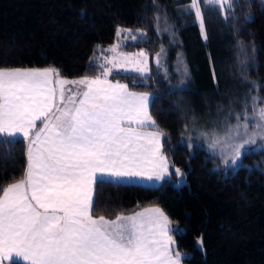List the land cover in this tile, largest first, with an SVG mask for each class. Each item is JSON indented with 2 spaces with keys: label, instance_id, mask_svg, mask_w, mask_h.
<instances>
[{
  "label": "snow or ice",
  "instance_id": "1",
  "mask_svg": "<svg viewBox=\"0 0 264 264\" xmlns=\"http://www.w3.org/2000/svg\"><path fill=\"white\" fill-rule=\"evenodd\" d=\"M202 2L218 7L225 19L236 18L229 11L233 0ZM182 11L195 13L201 36L207 40L201 0H190ZM160 20L158 14L157 26ZM163 20L167 25V15ZM146 35L142 29L135 34L131 29H117V36L124 40ZM238 47L240 54H246L243 42ZM120 48L117 42L102 49L112 55L89 62L90 68L96 63L100 71L75 79L64 77L54 65L0 66V144L14 146L22 137L27 161L22 177L0 187V264H182L184 254L161 208H143L114 218L94 215L98 185L164 181L174 167L165 151L167 133L150 113L154 94L132 92L127 84L109 79L113 69L127 71L129 66L146 74L148 52L128 54ZM164 52L161 45L154 57L158 67ZM246 70L243 66L241 74ZM182 76H188L186 66ZM243 79L247 81L246 76ZM244 104L234 122L228 110L222 129L214 125L211 130H199L209 149H218L233 169L244 167L242 160L250 146L257 141L264 146V98L252 97L251 112L247 99ZM194 120L181 133L190 148ZM174 174L185 175L178 167Z\"/></svg>",
  "mask_w": 264,
  "mask_h": 264
},
{
  "label": "trees",
  "instance_id": "2",
  "mask_svg": "<svg viewBox=\"0 0 264 264\" xmlns=\"http://www.w3.org/2000/svg\"><path fill=\"white\" fill-rule=\"evenodd\" d=\"M189 3L0 0V66L54 65L67 78L93 76L100 69L96 63L90 68V59L107 53L102 49L114 42L117 28L131 29L133 34L136 29L144 30L146 37L124 40L120 50H146L148 74L113 70L109 78L127 84L129 90L154 94L150 113L167 133L166 155L185 173L184 179L176 182L171 172L169 179L153 186L129 182L98 185L94 215L114 218L158 206L170 218L173 238L184 254L182 264H264V154L247 153L244 167L223 169L214 156L197 146L189 150L180 140L193 118L203 123L207 112L233 97L232 81L242 86L246 76L248 90L253 81L264 86V0H233L229 11L235 19H225L219 10L204 12L207 40L201 36L195 16L180 11ZM158 11L167 15L176 38L174 48L185 57V88L169 89L150 61L165 39L157 32ZM238 42L246 46V54H240ZM243 66L247 70L242 75ZM249 91L264 98L262 87L253 86ZM25 151L21 138L14 146L0 144V187L22 177Z\"/></svg>",
  "mask_w": 264,
  "mask_h": 264
},
{
  "label": "rangeland",
  "instance_id": "3",
  "mask_svg": "<svg viewBox=\"0 0 264 264\" xmlns=\"http://www.w3.org/2000/svg\"><path fill=\"white\" fill-rule=\"evenodd\" d=\"M183 8L180 9L181 12H183L182 11ZM201 8H202L203 12H209L211 10H219L218 7H214L212 5H205L202 2V0H201ZM158 14L161 16V20L159 22V25L158 26L156 25L157 26V32H158L159 36H161V37L164 35L165 39H164V42H161L160 45L158 46L157 52H160L161 45H163L165 52L163 54L161 66L158 67L155 63V60H154L155 54L157 52L151 56L150 61L157 68V71L160 73V75L164 79V81H165V83L169 89L174 90V89L185 88L187 86V79H188V76H187V78L182 76V73L184 71V67L185 66L187 67L186 62H185V57H184V55L180 49L174 48V44H176V38H175V35H173L174 33L172 32V29H171L172 28L171 23L168 22L169 19L167 20V25H166L164 23V20H163V17L165 15H163V13L161 11H158L157 15ZM192 14L195 16L194 12H192ZM157 15H156V17H157ZM166 26H170L169 31H163V29ZM120 29H124V28H120ZM117 42H120L122 44L124 42V39H122V37L117 36V30H116L114 42L110 46H108V48H110L113 44H116ZM139 51H131L128 54H135V53H138ZM107 55H112V54L107 52V53H104L103 55H101V57L107 56ZM181 61L183 63H181ZM130 67L131 66H129V70H127V71H125L123 69H113V70L140 74L138 72L130 70ZM148 72L146 74H148ZM187 72H188V68H187ZM182 79L185 81L183 85H181ZM233 82L234 81H232V83H230V85L233 84L232 85V91H231V93H233V97H230L226 103L224 102L223 104H220V105L217 104V106H215L214 110L207 112L206 115H208V119L206 121H204L203 123H200V122H197L194 120V123L196 125V130L191 131V136L193 137L191 144L193 146H197L199 148H202L209 155L214 156L217 159L219 166L223 169H233L231 162L229 161L228 164H225L224 159H223V157L220 154L218 149L215 152H213V150L209 149L208 143L202 137H199V130L200 129L211 130L212 126H214V125L217 126L218 128L222 129V126L225 124L226 118L228 117V110L229 109H231L233 112L232 121L234 122L235 113L240 112L244 109V107H245L244 102L246 99L249 103V112H251V101H252V97L254 95H252L249 90L253 86L249 85L248 86L249 90H248L247 87L245 86V81L242 84V86H240L238 83L239 87L236 86L237 85L236 81H235V83H233ZM177 86H180V87L178 88ZM142 92H145V91H142ZM192 124H193V122L191 121L187 125H189V127H191ZM180 140L182 143L186 144V146L188 147L189 140L187 139V137H182V135H181ZM188 148H189V150H191L192 147L191 148L188 147ZM255 152H262L264 154V146H261L260 141H257L256 145L250 146V148H249L248 153H255ZM175 168H176L175 166L170 167V170H169L170 173L171 172L175 173ZM169 178L170 177H168L166 179H169ZM183 179H184V176L183 177H177L176 182H178V181L180 182ZM120 182H127V181H120ZM137 184L145 185L142 183H137ZM156 207H158V206H156Z\"/></svg>",
  "mask_w": 264,
  "mask_h": 264
},
{
  "label": "crops",
  "instance_id": "4",
  "mask_svg": "<svg viewBox=\"0 0 264 264\" xmlns=\"http://www.w3.org/2000/svg\"><path fill=\"white\" fill-rule=\"evenodd\" d=\"M121 52H123V53H130V51H126V52H124V51H122V50H120ZM76 78H79V77H76ZM69 79H75V78H69ZM111 80V79H110ZM113 82H116V80H112ZM129 91H132V92H142V91H133V90H129ZM21 139H23L22 137H21ZM25 153H26V151H25ZM26 156V155H25ZM27 162V161H26ZM127 182H129V183H142V184H145V185H149V186H153V185H157V184H159L161 181H148V180H131V181H127ZM150 207H156V206H145V207H143V208H150ZM143 208H140V209H137V210H141V209H143ZM137 210H135V211H137ZM134 212V211H133ZM132 213V212H131ZM128 214H130V213H128Z\"/></svg>",
  "mask_w": 264,
  "mask_h": 264
}]
</instances>
